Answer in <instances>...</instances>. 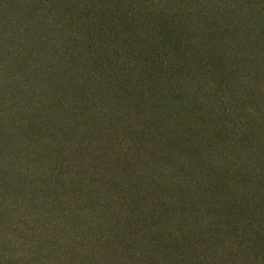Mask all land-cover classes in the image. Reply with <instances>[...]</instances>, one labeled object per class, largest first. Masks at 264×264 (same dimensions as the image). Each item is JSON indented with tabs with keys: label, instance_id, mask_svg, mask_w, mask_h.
Returning <instances> with one entry per match:
<instances>
[{
	"label": "trees",
	"instance_id": "1",
	"mask_svg": "<svg viewBox=\"0 0 264 264\" xmlns=\"http://www.w3.org/2000/svg\"><path fill=\"white\" fill-rule=\"evenodd\" d=\"M21 28L26 35L33 33L29 34L28 47L23 49L26 52L20 53L19 42L13 45V51H6L17 41L13 32ZM39 30L41 38L33 37ZM51 34L60 36L56 44H52ZM256 81L264 84V0H0V136L13 138L26 128L29 136L18 135V143L24 146L32 142L34 153L41 152V139L48 129L57 128V122L72 130L71 113L78 112L86 120H99V107L107 104L121 111L115 119L118 139L126 130L131 132L136 119L131 109L135 107L137 111L145 105L151 107L153 119L140 111L137 119L154 120L151 127L171 124L174 132L169 139L176 142L183 137L177 122L182 123L187 114L214 124V135L205 150L222 163L229 161V153H235L240 166L211 167L208 175L215 182L207 178L202 183V178L197 177L182 183V190L187 193L183 210L189 219L186 225L193 252L190 260L194 263L209 249L198 244L201 232L195 230L197 223L203 235L214 238L208 244L233 242L228 253L231 262L222 264H252V255L264 254V167L258 160L264 158V110L258 106L264 90ZM64 86L70 88L69 96L58 97V89L61 93ZM159 96L175 109L166 113ZM249 101L263 113L251 115L244 111ZM54 106L56 110L52 111ZM207 111L211 113L207 115ZM100 119L105 123L110 117ZM190 125L193 132L203 128L202 122L198 128ZM97 129L101 141L103 134H111L109 126ZM60 135L65 138L66 130ZM68 137L69 141L79 142V151L84 150L77 133ZM182 148L196 160L204 157L203 148L199 151L194 146L191 151L187 142L182 143ZM5 150L13 160L16 158L18 149L9 146ZM201 162L197 167L204 171L205 163ZM66 165L69 167L67 162ZM234 168L240 171L231 177L227 170ZM3 171L0 169V264H87L80 249L89 243L93 247L94 237L91 242L87 240L89 235L85 239L75 236L74 240L72 236L70 243L65 244L61 242L65 224L46 213L48 204L55 208L49 200L50 191L58 199L64 181L55 180L52 189L46 185L41 191L34 180L37 190L23 194L29 205L22 212L28 208L29 214L37 204V216L22 223L5 208L3 181L7 175ZM96 174L100 178L90 174L92 191L103 194L110 188L107 175L101 168ZM81 177L73 183L84 184ZM41 178L47 182L48 176ZM16 179L10 181L13 190H17ZM233 181L241 183L243 190L233 189ZM204 185L206 192L198 195L199 187ZM213 190L218 191V196L208 193ZM250 193L253 195L249 199ZM98 206L105 212L104 201ZM75 207L77 211L78 206ZM69 210L71 214L75 212L73 208ZM18 211L19 208L14 213ZM78 219L74 213L72 224ZM66 223L70 224V220ZM95 244L100 246V237ZM101 248L99 251L107 256L106 249ZM130 250H124L123 260L119 255L121 258L110 259L108 264H145L144 258H136ZM149 256L152 262L154 255ZM239 258L241 262L236 261ZM260 263L264 264V257Z\"/></svg>",
	"mask_w": 264,
	"mask_h": 264
},
{
	"label": "rangeland",
	"instance_id": "2",
	"mask_svg": "<svg viewBox=\"0 0 264 264\" xmlns=\"http://www.w3.org/2000/svg\"><path fill=\"white\" fill-rule=\"evenodd\" d=\"M40 32V30L37 31L36 36L33 37L41 38ZM1 33L7 34V32L2 31ZM27 34L23 28L19 29L18 32H13L12 35L17 41L7 47L6 51H13L15 49L13 45L19 42L18 49H21L20 53L24 54L26 51L23 49L28 47L27 40L31 37L29 34L33 33L27 32ZM12 35L8 34V37ZM51 37L53 40L52 44H56L59 40H55L60 36L51 34ZM47 56L50 61H54L50 54ZM256 83L264 90V84L260 85L257 81ZM61 89V93L60 89H58V97L61 95L68 97L70 88L64 86ZM58 91L56 90V95ZM183 93L187 95V90H184ZM159 98L161 100L160 105L166 113L175 109L166 103L161 96ZM185 104H187V101ZM258 104L264 110L263 97ZM192 105L194 104L192 103ZM110 106L112 105L110 104ZM133 108L131 110L135 113L136 117H133L136 119L133 120L131 132L126 130L119 139L117 138L118 124L115 119L120 117L119 113L121 111L117 107L115 109L109 107V104L100 106L98 115L100 118L104 116L110 117L109 122L101 123L99 122L100 118L99 120L92 118L86 120L82 116L77 115L78 112H76L71 113L69 116V120H71L69 125H71L70 128L72 130L68 128V125H61L66 130L65 138L60 135L64 131L63 128H60V123L57 122V128H47L46 134L41 139L44 140V143H42L43 151L41 152L34 153L32 142H26L24 146H20V143H18L16 139L18 135H21L20 137L22 138L29 136L26 128L13 138L9 135L0 136V169L4 170V176L7 175V178L3 181L5 187L3 193L7 196L5 208L9 210V214L10 212L13 214L11 216L13 219L16 216V219H21L22 223L24 220L35 219L38 205L36 204V208H32L29 214L26 213L30 211L28 208L22 212V208L25 205H29L25 203L23 194L29 193V190L32 192L37 190L32 184L34 180H36L37 187L41 191L46 185L48 189H52L53 181L62 180L64 181V186H61L58 191L60 195L58 199L55 197L57 195L50 191L52 195L49 200L54 202L55 208L48 204L46 213L53 216L60 224H65L66 227L62 229L61 242L68 244L72 236L74 240L75 236L85 239V235L90 236L87 240L94 242L93 238H91L94 237L93 247L89 243L88 245L84 244L80 249L83 251L84 263L90 264L91 261H97L102 264H108L110 259L121 258L119 255H122L121 260H123L125 257L124 250L127 248L135 253L136 258H144L145 264H204L205 261L206 263L213 261L218 264L230 263L228 253L233 242L226 240V242H222L218 246L213 242L208 244L214 238L208 234L203 235L204 231L198 223L195 227L196 232H201L198 234V244L203 248L209 246V249L205 252L206 255L202 256L198 262L194 263L190 260L193 252L191 251L192 244L189 243L191 235L187 232L186 225L189 219L187 212L183 210L186 208L184 201L187 203V198L185 197L187 193L182 190V183L187 184L190 181H194L197 177L202 178V183H205L207 178L212 179L211 182H215L213 177L208 175L210 174L208 170L216 166L220 168L225 165L229 167L240 166L237 162L236 154L229 153V161L227 163H222L219 158L214 159V157L209 155V152L205 149L210 142V136L214 135L212 128L214 124L209 123L208 120L199 121L201 118L198 115L190 113L182 118V123L181 121L180 123L177 122L183 137L182 141L176 142L169 139L171 132H174L171 124L167 123L163 128L151 127L154 120L149 122V120L137 119L142 112L149 113V119H153L154 113L150 111L151 107L149 105H145L137 111H135V107ZM244 108V111L248 114L251 113V115H255L257 111L259 115L263 113V110L261 109V112L260 108L257 109L256 105H252L251 101L247 102ZM51 110L55 111L56 106L51 108ZM139 111L140 113L138 114ZM210 113V111L206 112L207 115ZM158 115L161 114L158 112ZM200 122L203 123L202 129H197L194 132L189 130L190 124H194L195 128H198ZM231 124L233 125V123ZM100 126H109L111 130L109 136L103 134V141L99 138L102 135L97 131ZM208 129L210 130L207 131ZM142 131L145 132V135ZM75 133H77L79 140L81 139L82 143H84L83 152L78 150V141H69L68 136L75 135ZM142 135L144 137L141 139ZM22 140L32 141L28 138ZM90 140L93 141V145L85 147L90 144ZM70 142H73V144H70ZM186 142L191 145V151L194 146H197L199 151L203 148L204 157L196 160V157L185 153L182 143ZM9 146H13L16 150L18 149V158L16 156L13 160L8 156L5 148ZM21 148L25 150L21 152ZM4 151L5 154H2ZM201 160V163H205L204 167L206 169L204 171H200L199 167H197ZM258 160L264 167V158L263 160L258 158ZM13 161L14 165L10 166ZM66 162L70 168L66 165ZM253 162L255 165H260L257 161ZM246 165L250 169V165ZM71 166L74 167V169L72 168L73 170H71ZM100 168L104 175H107L108 187L110 186V188L103 194H96L92 191L93 185L90 184L92 175L90 174L98 176L96 171ZM245 168L243 169L244 171ZM227 171L232 177L235 172L240 170L234 168ZM44 176H48L47 182L41 178ZM80 177L81 179L83 178L84 184L79 185L76 182L74 184L73 180ZM14 178H17V190H13L10 187V181ZM20 179H23V182ZM216 179L222 180V177L217 176ZM240 184L237 181H233V189L240 187V190H243ZM29 187L30 189H28ZM199 189L198 195L206 192V185L199 187ZM217 192L213 190L208 193H216L218 196L219 193ZM251 193L248 195L249 199L253 195ZM2 200L3 195H0V201ZM103 201L107 205L105 212L98 206V203ZM76 205L78 206L77 211L75 210ZM18 208L19 211L14 213ZM72 208L79 218L75 224H72L71 220L74 213L71 214L69 210H72ZM70 215L72 216L69 217ZM68 220H70V224L66 223ZM192 224H194V221ZM192 224L190 225L189 223V226H192ZM29 231L27 229V232ZM98 237L101 239L100 246L95 244ZM101 246L106 249L109 255L107 253V256H105L99 251V249H102ZM149 253L154 255L152 262H150ZM113 255H118V257H113ZM262 257H264L262 253H259V257L252 255V264H261ZM231 260L233 261V258ZM236 261L241 262L242 259L239 258Z\"/></svg>",
	"mask_w": 264,
	"mask_h": 264
}]
</instances>
